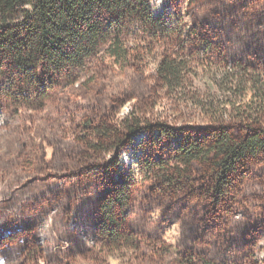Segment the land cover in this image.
<instances>
[{"label":"rangeland","instance_id":"1","mask_svg":"<svg viewBox=\"0 0 264 264\" xmlns=\"http://www.w3.org/2000/svg\"><path fill=\"white\" fill-rule=\"evenodd\" d=\"M151 5L164 34L129 37L127 63L95 57L77 82L37 101L15 97L24 82L0 83V264H264L263 160L220 197L206 166L194 165L178 190L164 177V165L218 126L196 93L259 102L251 85L236 97L218 79L229 66L264 70V0ZM166 56L188 61L192 93L164 85ZM131 114L142 118L138 133L110 151L91 148L97 127ZM120 193L115 216L128 240L116 243L107 208Z\"/></svg>","mask_w":264,"mask_h":264},{"label":"trees","instance_id":"2","mask_svg":"<svg viewBox=\"0 0 264 264\" xmlns=\"http://www.w3.org/2000/svg\"><path fill=\"white\" fill-rule=\"evenodd\" d=\"M136 32L164 34L151 0H0V83L5 78L24 82L27 86L15 93L20 103L43 100L56 84L77 82L95 57L127 63V42ZM189 69L185 58L166 56L159 62L158 74L170 90L192 93L187 90ZM218 82L236 97L245 95L251 85L259 102L243 107L220 96L204 99L196 93L197 105L208 110L218 126L207 140L190 141L178 153L176 164L164 165L171 188L178 190L176 181L190 179L194 165L200 164L208 167L206 174L220 197L235 188L254 161H264V70L229 66ZM4 92L0 84V95ZM142 124L141 116L131 114L120 126H99L94 135L100 143L91 148L110 151L112 142L124 143ZM159 125L165 133L170 131L166 124ZM126 199L120 193L107 208L108 232L116 243L128 240L120 230L123 220L115 216L116 207Z\"/></svg>","mask_w":264,"mask_h":264}]
</instances>
